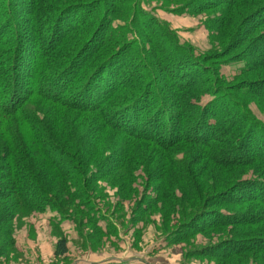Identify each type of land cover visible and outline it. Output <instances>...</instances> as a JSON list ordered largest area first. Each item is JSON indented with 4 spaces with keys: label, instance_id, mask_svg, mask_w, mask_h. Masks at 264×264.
Wrapping results in <instances>:
<instances>
[{
    "label": "trees",
    "instance_id": "obj_1",
    "mask_svg": "<svg viewBox=\"0 0 264 264\" xmlns=\"http://www.w3.org/2000/svg\"><path fill=\"white\" fill-rule=\"evenodd\" d=\"M139 1L80 0L46 10L41 0H29L13 10L0 0V230L19 210L57 211L48 200L54 190L99 229L84 209L86 196L98 181L123 179L120 172L143 156L158 166L149 204L172 206L177 190L197 209L167 235L169 243L228 233L232 239L215 255L264 257V125L250 109L255 103L264 110V74L240 78L264 63V0L179 4L172 12L208 16V30L226 41L205 57L165 37L168 27ZM71 37V48L60 52ZM166 42L170 51L161 55ZM228 53L235 60L223 62ZM230 64L241 67L227 78L220 70ZM178 148L193 164L172 157ZM163 153L171 156L167 166ZM210 248L192 254L208 256ZM66 254L60 238L53 255Z\"/></svg>",
    "mask_w": 264,
    "mask_h": 264
},
{
    "label": "rangeland",
    "instance_id": "obj_2",
    "mask_svg": "<svg viewBox=\"0 0 264 264\" xmlns=\"http://www.w3.org/2000/svg\"><path fill=\"white\" fill-rule=\"evenodd\" d=\"M1 1L5 4L11 2V8L14 10L21 4L27 7L29 0ZM76 1L80 0H41L43 5H46V10ZM185 2L186 0H140L139 7L153 18L154 22H160L168 27L166 32L168 35L165 37H172L179 46L192 47L190 51L194 57L220 53L223 49L220 46L221 41L222 43L226 41L220 37V34L208 30L206 27L208 16L180 15L172 12L181 6L179 4ZM41 15L42 12L38 10L35 16ZM117 25L122 24H113L114 27ZM36 26L39 27L38 24ZM78 35L80 39L83 38L81 34ZM71 38L73 40L62 43L64 46L67 45V49L63 50L64 46H61L60 52L71 48L70 43L74 42V37ZM142 39L144 42L148 41L145 35H142ZM76 40L78 42L79 39ZM159 47L163 53L161 54L159 49L156 51L161 55H166L170 51V44L167 42ZM225 55L222 54V56ZM233 55L228 53L223 62L235 60ZM215 60L207 63L218 64L219 61ZM239 67H241L240 64H230L222 66L220 71L229 78ZM263 68L264 63L250 71L246 78H240L244 81L259 79V76L264 74ZM210 100L208 96L203 97L201 104L205 105ZM250 109L256 120L264 125V110L257 107L255 103H252ZM185 149L178 148L172 157L181 161L182 165H191L192 157L188 153L187 156L181 153L182 150L186 151ZM104 151L106 156L110 154L108 149ZM165 155L169 153L161 154L159 160L162 165L167 166L166 163L171 161V156L165 158ZM195 159L198 161V158ZM131 161L128 168L120 172L123 179L107 177L98 181L96 185H93L94 191L86 196L90 200V206L85 204L86 207H83L90 212L91 218L96 220L97 228L101 231L91 223L88 213L78 210L74 200L54 190V194L48 195V200L56 205L60 214L49 208L35 213L19 210L0 230V264H106L117 261L129 264H264V257L251 254L231 259L227 256L223 258L215 255L217 246L232 239L228 233L207 232L169 243L165 239L167 235L176 230L182 221L194 215L197 209L193 210L182 203V195L177 190H174L173 194L169 188L167 191L172 193L175 200L178 199L179 202L175 203L173 200L172 206H166L161 201L149 204L148 200L157 195L155 192L158 186L154 182L156 175L154 170L158 166L156 162L143 156L135 157ZM198 167L201 168L196 166L195 170H198ZM252 173L255 172L244 175L241 173L238 178L249 179ZM220 176L218 174L219 178ZM46 179L48 178L45 177L44 180ZM122 182L125 184L123 187ZM184 210L186 215H182ZM175 235L178 236V234ZM60 238L67 241V254L61 258H55L53 252ZM4 241H9L6 247H4ZM209 247H211V255L193 256L192 254L201 248Z\"/></svg>",
    "mask_w": 264,
    "mask_h": 264
}]
</instances>
